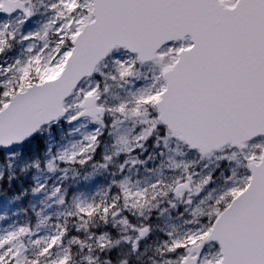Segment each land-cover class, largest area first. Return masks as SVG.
I'll return each mask as SVG.
<instances>
[{
	"label": "snow or ice",
	"instance_id": "obj_1",
	"mask_svg": "<svg viewBox=\"0 0 264 264\" xmlns=\"http://www.w3.org/2000/svg\"><path fill=\"white\" fill-rule=\"evenodd\" d=\"M0 264H264V0H0Z\"/></svg>",
	"mask_w": 264,
	"mask_h": 264
},
{
	"label": "rangeland",
	"instance_id": "obj_2",
	"mask_svg": "<svg viewBox=\"0 0 264 264\" xmlns=\"http://www.w3.org/2000/svg\"><path fill=\"white\" fill-rule=\"evenodd\" d=\"M3 210V206L2 205H0V211H2Z\"/></svg>",
	"mask_w": 264,
	"mask_h": 264
}]
</instances>
